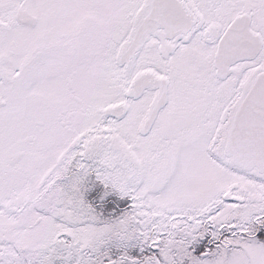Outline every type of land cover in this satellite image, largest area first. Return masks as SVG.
<instances>
[{"label": "snow or ice", "instance_id": "obj_1", "mask_svg": "<svg viewBox=\"0 0 264 264\" xmlns=\"http://www.w3.org/2000/svg\"><path fill=\"white\" fill-rule=\"evenodd\" d=\"M0 264H264V0H0Z\"/></svg>", "mask_w": 264, "mask_h": 264}]
</instances>
